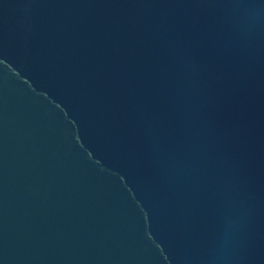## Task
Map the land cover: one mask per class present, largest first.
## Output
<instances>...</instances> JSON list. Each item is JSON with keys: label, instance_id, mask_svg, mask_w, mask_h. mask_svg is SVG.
Returning a JSON list of instances; mask_svg holds the SVG:
<instances>
[{"label": "water", "instance_id": "1", "mask_svg": "<svg viewBox=\"0 0 264 264\" xmlns=\"http://www.w3.org/2000/svg\"><path fill=\"white\" fill-rule=\"evenodd\" d=\"M0 264H264V0H0Z\"/></svg>", "mask_w": 264, "mask_h": 264}]
</instances>
